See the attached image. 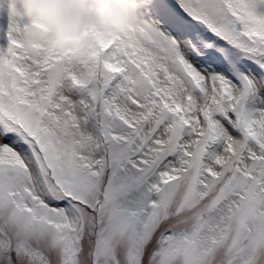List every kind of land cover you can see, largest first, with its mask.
<instances>
[{"label": "snow or ice", "instance_id": "1", "mask_svg": "<svg viewBox=\"0 0 264 264\" xmlns=\"http://www.w3.org/2000/svg\"><path fill=\"white\" fill-rule=\"evenodd\" d=\"M132 10L79 54L0 0V264H264V0Z\"/></svg>", "mask_w": 264, "mask_h": 264}, {"label": "clouds", "instance_id": "2", "mask_svg": "<svg viewBox=\"0 0 264 264\" xmlns=\"http://www.w3.org/2000/svg\"><path fill=\"white\" fill-rule=\"evenodd\" d=\"M101 2L120 15L112 17L107 24L102 23L97 16ZM13 3L23 7L24 15L39 26L35 31L43 38L79 54L93 50L109 32L139 22L132 10V0H13Z\"/></svg>", "mask_w": 264, "mask_h": 264}]
</instances>
